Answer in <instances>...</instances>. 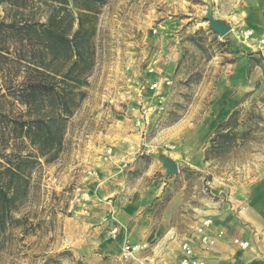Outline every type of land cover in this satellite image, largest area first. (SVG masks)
<instances>
[{"label": "rangeland", "instance_id": "374dc122", "mask_svg": "<svg viewBox=\"0 0 264 264\" xmlns=\"http://www.w3.org/2000/svg\"><path fill=\"white\" fill-rule=\"evenodd\" d=\"M74 2V15L77 6L89 8L79 42L88 50V69L60 146L42 155L16 137L15 119L26 117L25 106L0 95V161L24 160V182L0 227V264H86L87 246L99 252L98 231L116 236V196L125 202L152 186L159 190L153 217L160 219L172 204L170 222L181 232L194 207L219 201L215 189L254 166L250 156L264 158V97L232 101L225 84L235 50L242 46L251 56L264 48V0ZM27 3L41 21L58 4ZM8 8L0 4V19ZM208 10L230 25L229 32L234 28L232 37L209 28ZM227 127L234 141L213 144L215 132ZM161 156L174 160L178 171L166 173ZM140 252L129 261L139 260Z\"/></svg>", "mask_w": 264, "mask_h": 264}, {"label": "crops", "instance_id": "0c3cea01", "mask_svg": "<svg viewBox=\"0 0 264 264\" xmlns=\"http://www.w3.org/2000/svg\"><path fill=\"white\" fill-rule=\"evenodd\" d=\"M241 19L244 16L241 15ZM261 28L264 29V20ZM231 31L228 35L232 37ZM241 48L235 50L233 61L226 63L229 72L225 84L227 93L230 92L227 98L237 101L245 95L264 97V48H255L257 54L251 56L243 53ZM254 159L253 167H247L240 176L231 174L223 187L215 189L219 201L208 200L204 205L194 207L195 213L185 220L181 232L170 222L172 204L164 209L160 219L153 217L151 203L159 196L157 186H152L148 193L133 195L125 202L116 196L112 211L119 227L118 234L109 237L98 231L96 247L99 252L92 253L91 245L87 246L83 253L86 264H176L184 240L190 241L207 264H264V158L250 156L247 163ZM205 219H210L211 223L204 230L215 239V244L208 249L201 246L195 231ZM102 225L105 227V223L102 222L100 227ZM169 231L172 238L176 234L175 238L163 241ZM124 239L132 243L147 242L149 247L140 252L139 260L125 261L120 256ZM236 239L246 242V246H239L234 242Z\"/></svg>", "mask_w": 264, "mask_h": 264}, {"label": "trees", "instance_id": "16d2710c", "mask_svg": "<svg viewBox=\"0 0 264 264\" xmlns=\"http://www.w3.org/2000/svg\"><path fill=\"white\" fill-rule=\"evenodd\" d=\"M54 1L58 4H52L41 21L32 17L34 8H29L28 0H0L9 5L0 19V95L25 106L26 117L15 119L13 131L42 155L60 146L65 118L72 113L73 96L88 69V50L80 48L79 42L86 32L82 20L89 8L77 6L74 15L69 0ZM234 136L227 127L210 140L220 145L233 142ZM22 159L17 156L15 162H6L8 166L0 161V227L8 223L17 188L24 182Z\"/></svg>", "mask_w": 264, "mask_h": 264}, {"label": "built area", "instance_id": "2783aa9c", "mask_svg": "<svg viewBox=\"0 0 264 264\" xmlns=\"http://www.w3.org/2000/svg\"><path fill=\"white\" fill-rule=\"evenodd\" d=\"M249 33V32H248ZM211 223L210 219H205L202 222V225L197 228V233L200 238L201 244H203L206 247L213 246L215 244V239L210 236L206 231H204V228L209 226ZM112 233L117 234L118 227H114L111 230ZM239 246L244 247L246 246V242H242L239 240H234ZM147 248V244L145 242H137L132 243L127 239H124L121 245L120 249V256L123 260L127 261L130 259H135V254L137 252L143 251ZM181 255L177 261L176 264H206L204 259H202L200 256L196 254V251L193 247V245L188 241L184 240L180 245Z\"/></svg>", "mask_w": 264, "mask_h": 264}, {"label": "water", "instance_id": "95a60500", "mask_svg": "<svg viewBox=\"0 0 264 264\" xmlns=\"http://www.w3.org/2000/svg\"><path fill=\"white\" fill-rule=\"evenodd\" d=\"M206 19L208 20V26L218 35L223 36L230 30V25L227 24L223 19L214 18L212 12L208 10L205 14ZM162 162V166L166 169V173L174 174L178 171L177 163L172 160L170 157L161 156L159 157Z\"/></svg>", "mask_w": 264, "mask_h": 264}, {"label": "bare ground", "instance_id": "6f19581e", "mask_svg": "<svg viewBox=\"0 0 264 264\" xmlns=\"http://www.w3.org/2000/svg\"><path fill=\"white\" fill-rule=\"evenodd\" d=\"M171 233H172V232H170V231H169V235L167 234L168 236H167V237H165V238L163 239V241H164L165 239H167V238H172V235H171ZM166 244H167V243H166Z\"/></svg>", "mask_w": 264, "mask_h": 264}]
</instances>
